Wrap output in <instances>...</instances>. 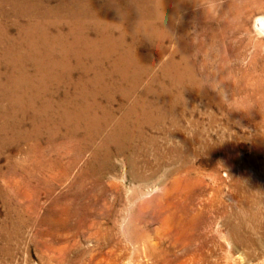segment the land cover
<instances>
[{
    "label": "rangeland",
    "instance_id": "obj_1",
    "mask_svg": "<svg viewBox=\"0 0 264 264\" xmlns=\"http://www.w3.org/2000/svg\"><path fill=\"white\" fill-rule=\"evenodd\" d=\"M82 1L0 0V264H264V0Z\"/></svg>",
    "mask_w": 264,
    "mask_h": 264
},
{
    "label": "bare ground",
    "instance_id": "obj_2",
    "mask_svg": "<svg viewBox=\"0 0 264 264\" xmlns=\"http://www.w3.org/2000/svg\"><path fill=\"white\" fill-rule=\"evenodd\" d=\"M27 1H29V0H27ZM42 1V0H41ZM46 1H48V0H46ZM58 1V0H57ZM91 1V0H90ZM93 1V0H92ZM95 1V0H94ZM97 1V0H96ZM95 1V3L97 4V6H98V8L101 10V8L103 7V9H106V8H112V10H115V12H118V11H120V12H123L122 10H124V9H121V8H123V6H126L127 8H132V7H134V3L136 2V1H133V0H108V3H106L105 4V7L104 6H101V5H99L97 2ZM124 1V3H122ZM140 2H142V0H139ZM145 2H147V3H151V5H152V3H153V7H156L157 9V17H158V19H156L158 22H165V20H166V18H167V14H168V5L169 4H174L175 3V0H144ZM194 1H197V0H179L178 1V3H183V5L185 6L186 4H189V3H194ZM54 2V1H53ZM138 2V1H137ZM69 3H76L77 5H79V6H81V7H84V8H89V7H91V2H86V1H82V0H67V4H69ZM212 3V2H211ZM236 3V2H235ZM234 3V4H235ZM42 4V3H41ZM103 5H104V3H102ZM225 4V3H224ZM56 5V4H55ZM204 5V4H203ZM174 6V5H173ZM225 6V5H224ZM73 7V6H72ZM177 7V6H176ZM239 8V7H238ZM241 8V7H240ZM259 9V8H258ZM38 10V9H37ZM253 10V9H252ZM45 11V10H44ZM105 11V10H104ZM167 11V12H166ZM194 11V10H193ZM12 12V11H11ZM25 12V11H24ZM131 12V11H130ZM93 13H94V11H93ZM140 13V12H139ZM155 13V12H154ZM171 13V12H170ZM180 13V12H179ZM24 14V13H23ZM52 14V13H51ZM97 14V13H96ZM62 15V14H61ZM65 15V14H64ZM74 15V14H73ZM127 15L129 16V14H128V12H127ZM239 15H240V13H239ZM6 16V15H5ZM63 16V15H62ZM80 16V15H79ZM88 16V15H87ZM138 16H140L141 17V15H138ZM137 16V17H138ZM34 17V16H33ZM45 17V16H44ZM232 17V16H231ZM60 18V17H59ZM64 18V17H63ZM66 18V17H65ZM75 18V17H74ZM78 18V17H77ZM88 18V17H87ZM99 17H97V19H98ZM152 18V16L149 18V19H151ZM53 19V18H52ZM72 19V18H71ZM117 19V18H116ZM115 19V20H116ZM126 19V18H125ZM128 19V18H127ZM140 19V18H139ZM43 20V19H42ZM63 20V19H62ZM79 19H77V21H78ZM99 20V19H98ZM153 20H155L154 18H153ZM23 21H25V20H23ZM26 21H28V20H26ZM32 21V20H31ZM47 21V20H46ZM53 21V20H52ZM57 21V20H56ZM69 21V20H68ZM89 21V20H88ZM148 21V20H147ZM55 22V21H54ZM63 22V21H62ZM72 22V21H71ZM92 22V21H91ZM110 22V21H109ZM146 22V21H145ZM144 22V23H145ZM187 22V21H186ZM22 23V22H21ZM32 23V22H31ZM42 23H44V22H42ZM94 23V22H93ZM93 23H92V25H93ZM113 23V22H112ZM124 23V22H123ZM143 23V22H142ZM151 23L152 24H154V25H152V27H154L155 25H156V21H151ZM182 23V22H181ZM213 23V22H212ZM211 23V24H212ZM215 23V22H214ZM41 24V23H40ZM90 24V23H89ZM115 24V23H114ZM118 24V23H117ZM125 24H127V23H125ZM136 24V23H135ZM159 24V23H158ZM163 24V23H162ZM219 24V23H218ZM64 25V24H63ZM77 25V24H76ZM112 25V24H111ZM161 25V24H160ZM177 25V24H176ZM196 25V24H195ZM33 26V25H32ZM41 26V25H40ZM51 26V25H50ZM74 26V25H73ZM84 26V25H83ZM103 26H105V25H103ZM223 26V25H222ZM56 27V26H55ZM65 27H66V24H65ZM77 27V26H76ZM108 27V26H107ZM116 27V26H115ZM138 27V26H137ZM180 27H182L181 26V24H180ZM221 27V26H220ZM255 27H256V29H257V31L259 32V33H264V18H257V20H256V23H255ZM30 28H32V27H30ZM61 28V27H60ZM85 28V27H84ZM92 28V27H91ZM114 28V27H113ZM135 28V27H134ZM165 28V27H164ZM198 28V27H197ZM4 29V28H3ZM38 29H39V27H38ZM49 29V28H48ZM64 29V28H63ZM89 29V28H88ZM93 29V28H92ZM124 29H125V27H124ZM208 29H210V28H208ZM7 30V29H6ZM27 30V29H26ZM51 30V29H50ZM76 30V29H75ZM74 30V31H75ZM109 30V29H108ZM114 30V29H113ZM141 30H143V29H141ZM146 30V29H145ZM233 30V29H232ZM231 30V31H232ZM31 31V30H30ZM29 31V32H30ZM56 31V30H55ZM67 31V30H66ZM158 31V30H157ZM164 31V30H163ZM176 31V30H175ZM207 31V30H206ZM243 31V30H242ZM20 32V31H19ZM35 32V31H34ZM42 32H44V31H42ZM62 32H65V31H63L62 30ZM80 32V31H79ZM112 32V31H111ZM196 32V31H195ZM194 32V33H195ZM215 32V31H214ZM26 33H28V32H26ZM76 33H77V31H76ZM83 33V32H82ZM88 33V32H87ZM113 33V32H112ZM136 33V32H135ZM181 33V32H180ZM192 33V32H191ZM208 33H209V31H208ZM228 34H229V32H227ZM23 34V33H22ZM34 34V33H33ZM50 34V33H49ZM48 34V35H49ZM84 34V33H83ZM90 34V33H89ZM123 34V33H122ZM172 34V33H171ZM232 34V33H231ZM235 34V33H234ZM237 34H238V32H237ZM26 35H28V34H26ZM43 35V34H42ZM110 35V34H109ZM117 35V34H116ZM174 35H175V33H174ZM179 35V34H178ZM194 35V34H193ZM208 35V34H207ZM11 36V35H10ZM23 36V35H22ZM37 36V35H36ZM58 36V35H57ZM68 36H70V35H68ZM71 36H72V34H71ZM88 36V35H87ZM121 36V35H120ZM141 36V35H140ZM221 36V35H220ZM1 37V36H0ZM59 37H60V35H59ZM93 37V36H92ZM91 37V38H92ZM102 37V36H101ZM138 37V36H137ZM16 38V37H15ZM47 38H49V37H47ZM63 38V37H62ZM62 38H60V39H62ZM70 38V37H69ZM72 38V37H71ZM71 38H70V40H71ZM167 38H169V37H167ZM5 39V38H4ZM38 39H40V38H38ZM37 39V40H38ZM82 39V38H81ZM114 39V38H113ZM124 39V38H123ZM188 39V38H187ZM15 40H17V39H15ZM28 40V39H27ZM55 40H56V38H55ZM66 40V39H65ZM148 40V39H147ZM181 40V39H180ZM209 40V39H208ZM214 40V39H213ZM212 40V41H213ZM218 40V39H217ZM236 40V39H235ZM19 41V40H18ZM32 41V40H31ZM40 41V40H39ZM38 41V42H39ZM113 41V40H112ZM115 41V40H114ZM144 41V40H143ZM35 42V41H34ZM59 42V41H58ZM111 42V41H110ZM136 42V41H135ZM168 42V41H167ZM169 42H171V41H169ZM174 42V41H173ZM172 42V43H173ZM220 42V41H219ZM238 42V41H237ZM78 43V42H77ZM113 43V42H112ZM23 44V43H22ZM31 44V43H30ZM45 44V43H44ZM59 44V43H58ZM69 44H70V42H69ZM80 44V43H79ZM78 44V45H79ZM100 44H102V43H100ZM167 44V43H166ZM29 45V44H28ZM42 45V44H41ZM193 45V44H192ZM214 45V44H213ZM5 46V45H4ZM40 46V45H39ZM108 46V45H107ZM118 46V45H117ZM196 46V45H195ZM231 46V45H230ZM17 47H18V44H17ZM21 47V46H20ZM43 48V47H42ZM59 48H60V46H59ZM71 48V47H70ZM141 48V47H140ZM184 48V47H183ZM201 48V47H200ZM239 48V47H238ZM28 49H29V47H28ZM35 49V48H34ZM67 49V48H66ZM166 49V48H165ZM78 50V49H77ZM148 50V49H147ZM170 50V49H169ZM237 50V49H236ZM44 51V50H43ZM71 51V50H70ZM110 51V50H109ZM186 51V50H185ZM58 52H60L59 50H58ZM57 52V53H58ZM169 52V51H168ZM44 53V52H43ZM38 54V53H37ZM47 54V53H46ZM53 54V53H52ZM56 54V53H55ZM171 54V53H170ZM10 55V54H9ZM39 55H40V53H39ZM50 55V54H49ZM75 55V54H74ZM93 55V54H92ZM125 55V54H124ZM174 55V54H173ZM44 56V55H43ZM78 56H80V55H78ZM116 56V55H115ZM129 56V55H128ZM39 57V56H38ZM56 57V56H55ZM67 57H68V55H67ZM101 57H103V56H101ZM109 57H111V56H109ZM167 57V56H166ZM177 57V56H176ZM2 58V57H1ZM27 58V57H26ZM41 58V57H40ZM57 58V57H56ZM84 58V57H83ZM100 58V57H99ZM126 58V57H125ZM134 58V57H133ZM63 59V58H62ZM21 60V59H20ZM66 60V59H65ZM71 60V59H70ZM85 60V59H84ZM117 60V59H116ZM45 61V60H44ZM51 61V60H50ZM92 61V60H91ZM138 61V60H137ZM154 61V60H153ZM162 61V60H161ZM74 62V61H73ZM87 62V61H86ZM1 63V62H0ZM19 63V62H18ZM35 63H37V62H35ZM107 63V62H106ZM3 64V63H2ZM12 64V63H11ZM27 64V63H26ZM41 64V63H40ZM51 64V63H50ZM94 64V63H93ZM121 64V63H120ZM124 64V63H123ZM155 64V63H154ZM164 64H165V62H164ZM45 65V64H44ZM12 66V65H11ZM10 66V67H11ZM31 66V65H30ZM46 67H47V65H45ZM86 66V65H85ZM9 67V68H10ZM24 67V66H23ZM37 67V66H36ZM43 67V66H42ZM49 67V66H48ZM57 67V66H56ZM63 67V66H62ZM75 67V66H74ZM102 67V66H101ZM151 67H152V65H151ZM25 68V67H24ZM23 68V69H24ZM41 68V67H40ZM60 68V67H59ZM143 68V67H142ZM11 69V68H10ZM33 69V68H32ZM51 69V68H50ZM79 69V68H78ZM49 70V69H48ZM52 70V69H51ZM153 70V69H152ZM11 71V70H10ZM34 71V70H33ZM54 71V70H53ZM67 71V70H66ZM100 71V70H99ZM150 71V70H149ZM51 72V71H50ZM49 72V73H50ZM74 72V71H73ZM46 73V72H45ZM56 73V72H55ZM134 73V72H133ZM36 74V73H35ZM66 74V73H65ZM70 74H72V72L70 73ZM74 74V73H73ZM161 74V73H160ZM18 75V74H17ZM49 75V74H48ZM16 76V75H15ZM106 77V76H105ZM137 77V76H136ZM10 78V77H9ZM17 78V77H16ZM15 78V79H16ZM66 78V77H65ZM80 78V77H79ZM83 78V77H82ZM133 78V77H132ZM169 78V77H168ZM14 79V80H15ZM30 79V78H29ZM47 79V78H46ZM91 79V78H90ZM121 79V78H120ZM33 80V79H32ZM36 79H34V81H35ZM58 80V79H57ZM111 80V79H110ZM16 81H18V79L16 80ZM174 81V80H173ZM11 82V81H10ZM15 82V81H14ZM110 82V81H109ZM140 82V81H139ZM157 82V81H156ZM25 83V82H24ZM23 83V84H24ZM35 83H37V82H35ZM34 83V84H35ZM44 82H42V84H43ZM112 83V82H111ZM119 83V82H118ZM138 83V82H137ZM50 84V83H49ZM157 84V83H156ZM160 84V83H159ZM18 85V84H17ZM31 85V84H30ZM56 85V84H55ZM19 86V85H18ZM24 86H25V84H24ZM32 86V85H31ZM35 86V85H34ZM85 86H86V84H85ZM41 87V86H40ZM74 87V86H73ZM156 87V86H155ZM16 88V87H15ZM29 89V88H28ZM35 89V88H34ZM74 89V88H73ZM105 89V88H104ZM84 90H86V89H84ZM119 90V89H118ZM126 90V89H125ZM20 91V90H19ZM30 91V90H29ZM36 91V90H35ZM37 92V91H36ZM35 94V93H34ZM85 94V93H84ZM84 94H82V95H84ZM38 95V94H37ZM16 96V95H15ZM24 96H25V94H24ZM35 97V96H34ZM31 98V97H30ZM36 98V97H35ZM19 99V98H18ZM25 99V98H24ZM32 100V99H31ZM60 100V99H59ZM72 100H74V99H72ZM19 101V100H18ZM24 101V100H23ZM29 101V100H28ZM33 101V100H32ZM143 101V100H142ZM52 102H53V100H52ZM132 103V102H131ZM144 103V102H143ZM49 104V103H48ZM58 104V103H57ZM15 105V104H14ZM63 105V104H62ZM128 105V104H127ZM138 105V104H137ZM143 105V104H142ZM16 106V105H15ZM56 106H58V105H56ZM112 106V105H111ZM130 106V105H129ZM49 107V106H48ZM51 107H53V106H51ZM51 107H50V109H51ZM73 107H74V105H73ZM17 108V107H16ZM56 108V107H55ZM124 108V107H123ZM148 108V107H147ZM47 109V108H46ZM75 109V108H74ZM85 109V108H84ZM111 109V108H110ZM118 109V108H117ZM149 109V108H148ZM157 109V108H156ZM136 110V109H135ZM62 111V110H61ZM60 111V112H61ZM94 111V110H93ZM130 111V110H129ZM132 111V110H131ZM134 111V110H133ZM132 111V112H133ZM158 111V110H157ZM85 112V111H84ZM101 112V111H100ZM52 113V112H51ZM80 113V112H79ZM86 113V112H85ZM88 113H90V112H88ZM112 113V112H111ZM157 113V112H156ZM155 113V114H156ZM130 114V113H129ZM139 114V113H138ZM137 114V115H138ZM149 114V113H148ZM63 115V114H62ZM103 115V114H102ZM108 115H109V113H108ZM129 116V115H128ZM110 118V117H109ZM131 119V118H130ZM141 119V118H140ZM153 120V119H152ZM162 120V119H161ZM37 121V120H36ZM98 121V120H97ZM103 121V120H102ZM108 122V121H107ZM95 123V122H94ZM103 124V123H102ZM146 124V123H145ZM156 124V123H155ZM111 125V124H110ZM115 125V124H114ZM124 125V124H123ZM147 125V124H146ZM109 126V125H108ZM176 126V125H175ZM143 127V126H142ZM171 127H173V126H171ZM36 128V127H35ZM146 128V127H145ZM165 130V129H164ZM82 131H83V129H82ZM88 131V130H87ZM115 131V130H114ZM114 131H111L110 133V135H109V140H115V135H116V133L117 132H114ZM76 132H77V130H76ZM119 132V131H118ZM144 132V131H143ZM163 132V131H162ZM168 132V131H167ZM87 133V132H86ZM166 133V132H165ZM74 134H75V132H74ZM76 135V134H75ZM74 135V136H75ZM93 135V134H92ZM84 136V135H83ZM108 136V135H107ZM113 136V137H112ZM123 136V135H122ZM150 136V135H149ZM102 138H103V136H101ZM150 138V137H149ZM153 138V137H152ZM52 140V139H51ZM73 140H74V138H73ZM76 140V139H75ZM108 140V141H109ZM92 141H93V139H92ZM67 142V141H66ZM90 143V142H89ZM66 144V143H65ZM70 145V144H69ZM76 146V145H75ZM64 147V146H63ZM90 147V146H89ZM140 147V146H139ZM143 147V146H142ZM62 149V148H61ZM72 149V148H71ZM180 149V148H179ZM119 150L121 151V152H123V150H124V148L122 147V146H120V148H119ZM175 151V150H174ZM173 151V152H174ZM64 152H66V151H64ZM179 152V151H178ZM110 153V152H109ZM142 154V153H141ZM177 154H179V153H177ZM99 155H100V153L99 152H94V156H98L99 157ZM107 155H109V154H107ZM180 155V154H179ZM130 158H128L126 155H124V157L127 159V160H125V158H124V162L125 163H127V164H132V156L131 155H128ZM185 156V155H184ZM183 156V157H184ZM187 156V155H186ZM76 157H78V156H76ZM180 157V156H179ZM189 157V156H188ZM181 158V157H180ZM187 158V157H186ZM135 159V158H134ZM184 160V159H183ZM102 161V160H101ZM106 165L108 166L109 164H110V156H107L106 157ZM185 161H186V159H185ZM188 161V160H187ZM189 162V161H188ZM182 163H183V161H182ZM185 164V163H184ZM188 165V164H187ZM186 165V166H187ZM134 166V165H133ZM180 166V165H179ZM183 166V165H182ZM190 166V165H189ZM115 167V166H114ZM160 167V166H159ZM191 168V167H190ZM150 169V168H149ZM183 169V168H182ZM140 170V169H139ZM154 170V169H153ZM184 170V169H183ZM182 170V171H183ZM181 171V170H180ZM186 171V170H185ZM184 171V172H185ZM188 171V170H187ZM194 171V170H193ZM180 172H178V174H179ZM190 173V172H189ZM141 174V173H140ZM173 174V173H172ZM175 174V173H174ZM60 176V175H59ZM135 176V175H134ZM181 176H183L182 174H181ZM180 178V177H179ZM178 178V179H179ZM183 179V178H182ZM235 179V178H234ZM176 181V180H175ZM175 181H173V182H175ZM180 181H181V179H180ZM183 181V180H182ZM232 181V180H231ZM234 181V180H233ZM242 181V180H241ZM159 182V181H158ZM177 182V181H176ZM235 182V181H234ZM182 183V182H181ZM192 183V182H191ZM235 184V183H234ZM177 186H178V184H176ZM183 185V184H182ZM236 185V184H235ZM240 185V184H239ZM231 186V185H230ZM258 186V185H257ZM176 187V186H175ZM241 187V186H240ZM179 188V187H178ZM177 188V189H178ZM255 189V188H254ZM253 189V190H254ZM236 190V189H235ZM257 190V189H256ZM260 190V189H259ZM252 192V191H251ZM243 196V195H242ZM248 198V197H247ZM246 198V199H247ZM217 200V199H216ZM219 200V199H218ZM250 202V201H249ZM217 203V202H216ZM209 204V203H208ZM211 204V203H210ZM190 206V205H189ZM192 206V205H191ZM212 206H213V204H212ZM209 207V206H208ZM198 209V208H197ZM227 209V208H226ZM86 211V210H85ZM76 212V211H75ZM229 212V211H228ZM220 214V213H219ZM240 214V213H239ZM229 215V214H228ZM222 216V215H221ZM220 216V217H221ZM219 217V216H218ZM226 217V216H225ZM230 220V219H229ZM233 221L234 220H232V223H233ZM236 221H237V219H236ZM224 222H226V221H224ZM238 222V221H237ZM225 225V224H224ZM227 226V225H226ZM232 226L234 227H236V229L237 230H239L240 231V229L242 230V226H241V223L240 222H238V223H233L232 224ZM235 229V228H234ZM234 233V232H233ZM235 233H237V232H235ZM243 234V233H242ZM247 234V233H246ZM109 235L110 236H108V238H110V240H112V239H114L113 238V234H111V232L109 233ZM246 236V235H245ZM247 236H249V235H247ZM240 237V236H239ZM226 240H228L229 238L228 237H224ZM248 238L249 237H247V240H246V238L244 239V238H239L240 240H241V243H245L246 241H248ZM97 239V238H96ZM195 239V238H194ZM193 240V239H192ZM191 240V241H192ZM246 240V241H245ZM238 241V240H237ZM103 242V241H102ZM111 242V241H110ZM240 242V241H239ZM249 242H250V240H249ZM101 243V242H100ZM255 242H251L250 244H252V245H255L254 244ZM117 244V243H116ZM140 244H142V243H140ZM247 245V244H246ZM243 246V245H242ZM141 248V247H140ZM114 249V251H116L117 252V249H115V247L113 248ZM113 249H111V254L114 256H119V254H118V252H117V254L113 251ZM122 249H123V247H122ZM143 250H144V248H142ZM120 251H121V248L119 249ZM143 252V251H142ZM144 253V252H143ZM142 253V254H143ZM195 254V253H194ZM123 255V254H122ZM204 255V254H203ZM202 255V256H203ZM121 256V255H120ZM196 257V256H195ZM207 257V256H206ZM135 258V257H134ZM197 258V257H196ZM115 259V258H114ZM132 260V259H131ZM193 260V259H192Z\"/></svg>",
    "mask_w": 264,
    "mask_h": 264
}]
</instances>
